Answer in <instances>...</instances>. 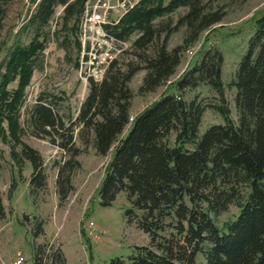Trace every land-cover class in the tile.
Wrapping results in <instances>:
<instances>
[{
    "label": "rangeland",
    "instance_id": "rangeland-1",
    "mask_svg": "<svg viewBox=\"0 0 264 264\" xmlns=\"http://www.w3.org/2000/svg\"><path fill=\"white\" fill-rule=\"evenodd\" d=\"M39 1L0 0V191L4 204L0 264H11L18 252L25 257L23 264H34L37 244H43L49 254L48 264H55L57 255L65 259L63 264H109L115 258L131 264L137 247L149 245L151 237L136 222H129L126 213L131 203L125 191L111 205L102 204L100 191L111 152L98 154L94 131L79 121L90 77L100 80L114 58L121 69L138 67L129 83L134 117L166 92H177L175 81L206 50H218L224 56L225 98L238 123L236 88L231 83L256 19L264 14V0H202L198 14L191 17H187L191 7L180 6L153 21L155 37L143 46L135 44L140 31L117 40L107 27L117 25L131 9L125 7L128 0H70L68 7L59 4L42 25L32 21ZM214 18L219 20L213 22ZM37 42L41 47L35 56L15 53L34 49ZM163 45L170 52L180 47L181 63L164 85L154 92L143 91L147 59ZM188 49H194V54L189 56ZM177 93L205 105L200 135L211 125L224 123L222 114L211 107L222 100L206 83ZM42 98L51 103L58 118L56 127L46 126L48 133L34 121L35 105ZM26 146L37 151L39 172L46 178L36 190L30 183L36 167ZM239 209L234 202L216 217L218 223L225 225ZM195 264H205L203 253Z\"/></svg>",
    "mask_w": 264,
    "mask_h": 264
},
{
    "label": "trees",
    "instance_id": "trees-1",
    "mask_svg": "<svg viewBox=\"0 0 264 264\" xmlns=\"http://www.w3.org/2000/svg\"><path fill=\"white\" fill-rule=\"evenodd\" d=\"M69 1L40 0L32 21L48 23L56 7H68ZM201 1L139 0L117 25L107 27L117 40L140 31L135 44L143 46L155 37V19L184 5L191 7L187 17L195 16ZM255 26L231 83L236 88L238 123L225 98L220 51L206 50L175 81L177 92L204 82L219 94L222 104L211 107L222 114L224 123L211 125L202 135L205 105L196 98L187 101L175 91L131 115L129 83L138 67L121 69L114 58L100 80L90 77L79 121L94 131L98 154L111 152L100 191L102 204L111 205L125 191L131 203L126 213L129 222H136L151 237L149 245L137 247L131 264H195L199 253L204 254L205 264H264V14ZM40 45L37 42L34 49L15 53L35 56ZM147 60L149 72L141 90L154 92L176 72L180 47L170 52L163 45ZM34 121L47 133L46 126H57L51 103L40 99ZM26 149L36 167L30 180L36 190L46 178L39 172L37 151L30 146ZM245 187L249 189L246 196ZM234 202L239 204L238 214L220 225L216 217ZM0 215H4L1 191ZM48 255L44 245L37 244L34 264H48ZM53 260L55 264L65 262L58 255ZM109 264L124 261L115 258Z\"/></svg>",
    "mask_w": 264,
    "mask_h": 264
},
{
    "label": "built area",
    "instance_id": "built-area-1",
    "mask_svg": "<svg viewBox=\"0 0 264 264\" xmlns=\"http://www.w3.org/2000/svg\"><path fill=\"white\" fill-rule=\"evenodd\" d=\"M138 1L139 0H128V2L126 3L125 7L131 8ZM187 53L189 54V56L193 55L194 54V49H188ZM132 119H133V117H132ZM93 225H94L93 221L90 222V228H92ZM89 233L92 234L93 230H90ZM24 262H25V257L23 255V253L22 252H18L16 259L11 264H23Z\"/></svg>",
    "mask_w": 264,
    "mask_h": 264
}]
</instances>
